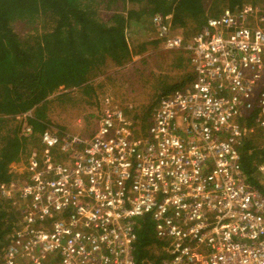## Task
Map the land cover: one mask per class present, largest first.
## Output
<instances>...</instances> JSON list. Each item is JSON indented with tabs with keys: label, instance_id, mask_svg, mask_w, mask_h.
Listing matches in <instances>:
<instances>
[{
	"label": "built area",
	"instance_id": "obj_1",
	"mask_svg": "<svg viewBox=\"0 0 264 264\" xmlns=\"http://www.w3.org/2000/svg\"><path fill=\"white\" fill-rule=\"evenodd\" d=\"M149 20L162 50L186 56L188 84L159 94L144 131L107 97L91 135L47 125L0 184L18 215L0 264H136L144 224L162 242L148 264H264V195L240 164L264 133V12L226 8L191 37ZM31 114L16 116L24 134Z\"/></svg>",
	"mask_w": 264,
	"mask_h": 264
},
{
	"label": "trees",
	"instance_id": "obj_2",
	"mask_svg": "<svg viewBox=\"0 0 264 264\" xmlns=\"http://www.w3.org/2000/svg\"><path fill=\"white\" fill-rule=\"evenodd\" d=\"M207 1L0 0V184L12 180V167L39 148V134L49 125L53 101L58 105L72 101L67 93H58L53 99L50 96L60 89H76L81 97L94 98L91 81L108 62L122 67L132 52L144 55L146 43L129 49L125 29L130 23L144 19L148 23L157 14L170 17L180 30H186V22L199 29L207 19ZM221 1L233 10L241 8L245 0ZM100 9L110 13L108 21L99 18ZM16 22H37L38 28L19 37L13 30ZM169 53L174 59L182 54ZM28 111L32 114L25 123L31 130L24 134L22 121L16 116ZM150 116L146 113L139 118L141 131L148 127ZM250 123L248 119L247 126ZM255 134L264 135L259 128ZM254 137L244 139L240 164L247 181L264 195V180L258 172V166L264 165V147L257 145ZM17 216L10 202L0 198V250ZM161 246L149 224H144L138 232L136 264L153 263L155 250Z\"/></svg>",
	"mask_w": 264,
	"mask_h": 264
},
{
	"label": "rangeland",
	"instance_id": "obj_3",
	"mask_svg": "<svg viewBox=\"0 0 264 264\" xmlns=\"http://www.w3.org/2000/svg\"><path fill=\"white\" fill-rule=\"evenodd\" d=\"M205 7L207 18L219 16L227 8L221 0H209ZM242 7L264 12V0H245ZM98 14L104 22L108 21L111 16L103 9H100ZM148 23L145 22V19L139 23L132 22L125 29L126 41L131 50L139 44L146 43V52L142 56L148 57V60L137 61L123 68L113 66L112 62H108L102 68V72L91 81L96 91L94 98L81 97L76 89L56 91L49 99H53L58 93H67L72 101L69 100L62 105L53 101L48 114L51 127L68 134L91 135L96 126L98 99L101 97L112 98L122 108L125 116L134 122L135 126L141 127L139 118L146 113L152 114L151 109L159 94L175 88L180 89L188 84L190 70L186 56L181 54L174 59L169 52L162 50L160 45L154 42L152 28ZM185 27L186 30L179 31L181 34L183 31L184 34H187V31L188 35L190 34L189 37L192 36L191 33H195L194 30L198 29L190 22H186ZM33 28H38L37 22L34 24L16 22L13 24V30L19 37L32 34ZM126 73H128L127 76ZM125 80H128L129 84ZM255 129L253 127V132L249 137L254 135V142L264 147V135L255 134ZM22 162L14 166L20 167Z\"/></svg>",
	"mask_w": 264,
	"mask_h": 264
},
{
	"label": "crops",
	"instance_id": "obj_4",
	"mask_svg": "<svg viewBox=\"0 0 264 264\" xmlns=\"http://www.w3.org/2000/svg\"><path fill=\"white\" fill-rule=\"evenodd\" d=\"M171 19V18H170ZM171 22H172V19H171ZM152 31V30H151ZM130 49V48H129ZM131 50V49H130ZM132 52V51H131ZM131 58H130V60L127 62V64H125L124 66H122V68L123 67H128V65H131V64H133V63H135V62H137V61H142V62H144L143 60H142V58H143V56L142 55H140V54H137V53H133L132 52V54H131V56H130ZM132 72H134V70H132ZM128 75V73H126V76ZM126 82H128V84H129V81L128 80H125ZM99 100V99H98ZM100 101L101 100H99V103H100ZM152 110V109H151Z\"/></svg>",
	"mask_w": 264,
	"mask_h": 264
}]
</instances>
